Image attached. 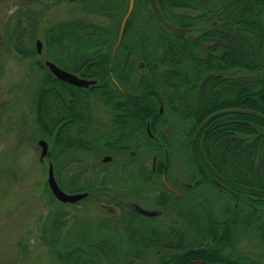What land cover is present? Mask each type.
<instances>
[{
    "label": "trees",
    "instance_id": "1",
    "mask_svg": "<svg viewBox=\"0 0 264 264\" xmlns=\"http://www.w3.org/2000/svg\"><path fill=\"white\" fill-rule=\"evenodd\" d=\"M79 2L85 13L100 16L107 23L88 24L75 20L50 28L44 43L53 62L64 70L74 72H80L82 64L85 66L84 73L98 81L96 87L86 91L87 105L90 95L97 93L102 103L114 110L117 106H142L139 118L151 119L150 129L154 135L159 126L154 120H161L164 116L159 113L153 116L158 103L163 111L168 109L179 115L184 125L181 129L183 136L190 140H184L182 152L188 163L197 160L208 178H200L192 190L189 188L190 191H186L193 193L203 189L202 193L208 196L207 200L210 197L225 199L229 203L225 214L230 218L198 225V234L195 236L182 232V236H153L155 240L150 239L151 236H121L113 243L108 240H99L97 243L86 240L87 250L98 252L108 264H117L124 259L138 261L141 254L150 249L180 252L165 257L158 264H189L196 260L210 264H264V222L261 220L264 218V134L254 135L259 125L264 126V1L156 0L165 20L178 28L194 29L202 22L215 18V22L199 37L177 38L157 23L148 0H133V9L114 53L129 0ZM176 10H189L197 15H175ZM23 31L27 34L26 40L23 39ZM36 32V24L34 28L30 26L27 29L16 26L10 32V43L23 56H37L32 43L33 34L34 42L36 40ZM202 42L211 43L210 53H201ZM137 58H142L149 67L154 65L156 69L162 67L163 70L157 71L159 75H156L155 80L136 79L134 64ZM182 61L189 64L186 69ZM242 71L260 74L261 77L248 80L246 77L234 76ZM45 74L43 84L51 83L53 86L42 88L34 99L41 128L45 132L53 129L55 144L60 153L72 148L91 150L90 143L93 140L87 137L91 125L89 118H86L84 128L76 125L67 127L64 123L66 105L63 95L57 90L65 92L68 86L55 80L48 71ZM111 80L133 97L123 96ZM71 94L76 97L74 92ZM120 111L123 114L118 117V121H124L127 115L134 116V112L136 114V109L133 113L128 108ZM141 128L144 131L143 124L136 128L139 133H142ZM147 139L144 138L145 141ZM163 141L168 148V143ZM151 143L156 148L153 154L157 163L155 161L150 166L151 170L147 169L148 178L159 177V173L167 172L160 155L163 147ZM96 146L103 148L106 145L98 143ZM258 155L261 161L256 167ZM54 168L59 171L55 165ZM195 170L198 171V167ZM73 176L68 187L59 182L62 191L71 194L91 193L96 191L95 187L103 190L108 186L106 176H99V182L80 180V184L73 182ZM209 181L217 182L224 189L219 191ZM163 190L160 195L166 202L170 193L164 187ZM173 200L179 201L176 197ZM223 213L224 210L219 215ZM186 214L192 219L194 213L190 216L182 212V219ZM219 224L222 225L221 229L217 227ZM237 224L243 228L237 230ZM209 232L214 233L208 236ZM243 238L254 243V249H259L260 254L253 256L249 251L238 250V241ZM43 242L52 247L61 263L92 264L91 253L83 250V246L78 245L68 252L64 248L69 242L61 245L59 240L53 238ZM207 242L211 244L206 246ZM84 258L87 259L85 262Z\"/></svg>",
    "mask_w": 264,
    "mask_h": 264
},
{
    "label": "rangeland",
    "instance_id": "2",
    "mask_svg": "<svg viewBox=\"0 0 264 264\" xmlns=\"http://www.w3.org/2000/svg\"><path fill=\"white\" fill-rule=\"evenodd\" d=\"M174 14L180 16L197 15L189 10H176ZM75 20H81V22L88 24L107 23L100 16L85 13L79 0H0V264H65V262L61 263L57 259L52 247L39 240L38 236H58L59 244L63 245L64 242H69L68 246L64 248L65 251L71 252L78 245L83 246V250L91 253L92 264H108L105 257L99 256L98 252L88 251L85 241L97 243L101 240L100 234L103 235L102 238L105 237L102 240H108L112 243L122 238L121 236H147V238L151 236L144 226L149 225L146 220L140 216H138L139 218H132L133 220L130 219L133 222L132 227H129L128 221L121 220L119 216L129 210L123 208L124 211L120 210L119 213L111 202L117 201L120 206L131 208L134 205L131 203L136 200L131 194L133 190L134 195L139 197V201L135 202L138 203L135 204L137 207L139 206L138 208L145 211L159 209V204L154 201V196L157 198L159 194L164 192L163 183L160 181L161 174H164L170 186L182 194V197L179 198L173 194L170 195L171 192L169 191V199L164 204V212L160 219L164 221L166 227H162V232L168 230L169 225L173 228L176 226L175 229L177 230L175 231L178 232L166 236H179L178 234L181 232H186L188 236H195L198 234V225L214 223L213 220L222 222L229 218L225 214L229 205L225 199L210 197V200H207L208 196H205L204 192L202 193L203 189L201 192L195 190L193 193L186 191L192 190L199 180L196 178L197 171L195 170L198 167V161H194L195 165L194 162L188 163L182 152V147L184 140L187 142L190 140L183 136L182 118L166 108L162 113L164 114L163 119L154 120L159 125L155 135L149 126L150 134L153 136L152 140L147 139L145 141L144 138H147V135L144 132L151 119L139 118L142 106L130 107L129 110L132 113L136 109V114L134 112V116L127 115L128 118H124V121H118L115 113L123 114L120 110H127L126 107L117 109V112H110L102 101L94 99L93 111H90V131L87 136L94 140L90 143V147L92 145L91 150L72 148L60 153L55 144L53 129L50 128L51 131L45 132L41 128L37 119L34 99L42 88L47 89L53 86L51 83L43 84L47 72L44 61L53 62L44 43L47 31L52 27ZM214 20L215 18H211L208 22H202L196 28L190 29L186 36L189 38L199 37L211 26V23L215 22ZM34 24L37 25V32L35 42L33 34V51L36 52V41L39 40L42 43L41 55L36 53L37 56L34 54L29 57L23 56L11 45L10 32L19 25L22 29H27L30 26L34 28ZM27 38L26 32L23 33V39L26 40ZM200 44L201 53L203 51L211 52V43L202 42ZM116 47L115 44L113 53ZM81 54L84 55L83 52ZM182 64L185 69L189 65L185 61H182ZM148 67L147 62L142 58L135 59L134 77L136 79L155 80L156 75H159L157 71L163 70L162 67L156 69L154 65ZM230 74L233 76V72ZM238 74L234 76L246 77L248 80L256 79V76L261 77L260 74L252 72L242 71ZM53 88L55 89V87ZM57 91L63 97L66 96L65 92ZM163 97L167 98L164 94ZM160 105L158 103L153 116L158 113ZM150 118L152 117L150 116ZM203 123L205 124V121ZM141 124L144 126V131L141 128L142 133H139V129L136 128ZM107 130L111 134H105ZM261 134H264V126L259 125L255 129L254 135L260 136ZM105 135L107 137H104ZM114 135L132 136L130 150L125 149L120 152L117 147L119 145L113 144ZM139 135L142 140L137 138ZM96 138L101 140H96ZM162 139L168 143L169 149L165 147ZM39 141L46 142L48 146V153L43 161H40ZM151 141L166 149L167 167L164 168L167 172L159 173V177L148 178L147 169L151 170L154 163L152 156L154 157L153 152L156 149ZM98 142L100 145L105 144L106 146L103 148L96 146ZM130 152H134L135 155L130 156ZM160 155L163 160V152ZM259 156H256V167L261 161ZM106 157L110 158L109 162H103ZM48 163L53 167V175L58 185L61 181L67 187L70 186L72 174H74L73 182L76 184H80L84 179L99 182L100 177L106 176L108 186L103 190L95 187L94 193L93 191L87 192V196L78 203H60L54 198L47 184ZM54 165L59 168V171L58 169L55 170ZM127 168H130L128 175L123 176L117 173V170ZM70 172L71 175L68 176ZM198 176H200L199 172ZM159 184H162L163 187ZM217 188L219 191L222 190L220 186ZM76 193L82 194L84 192ZM173 196L179 201H174ZM108 199L111 202H107ZM223 210L224 213L219 215ZM182 212L188 213L190 216L194 213L192 218L198 220V223L193 220L197 224V230L195 226L192 228L191 218L187 214L184 219L178 220L180 223L178 225L171 221V218L176 216L175 213ZM122 217L128 219L126 216ZM261 220L264 222V218ZM217 227L221 229L222 225L219 224ZM236 227H238L237 230L243 228V226L240 227V224H237ZM209 233H207L208 236H211L214 232ZM165 234L166 232H164V236ZM67 236L71 237L68 238ZM72 236L86 238V240L71 242L76 239H73ZM247 240L243 238V240L238 241L237 249L249 251L253 256L259 255L260 250L257 249L258 251H256L254 243H249ZM208 241L210 240L208 239ZM208 244L211 243L207 242L206 246ZM175 254H180V252L166 250L158 252L150 249L141 254L140 260L130 259L129 261L131 264H158L165 257ZM86 260L84 258L83 261ZM129 261L124 259L117 264H128Z\"/></svg>",
    "mask_w": 264,
    "mask_h": 264
},
{
    "label": "flooded vegetation",
    "instance_id": "3",
    "mask_svg": "<svg viewBox=\"0 0 264 264\" xmlns=\"http://www.w3.org/2000/svg\"><path fill=\"white\" fill-rule=\"evenodd\" d=\"M84 70H85V66L81 64L80 67H79V71L80 72H74V71H70V70H64V71L75 75L78 79H81V80L95 81L94 78H91V75H86L84 73ZM111 81L113 82V84L116 86V88L119 90V92L123 96L131 97V98L133 97V95L131 93L124 92L114 80H111ZM66 85L68 86L67 90L65 91V95L66 96L63 97L64 98V103L66 105V108H65L66 113H64V116H65L64 117L65 118L64 123L67 125V127H74V125H76L78 128H84L85 127L84 125L86 124V118H89V121H90V124H91V113H90V111L91 110L93 111V107H94L93 106V100L94 99H98V100L101 101V98L99 97V95L97 93H92L90 95V98H89V105L86 104V97H87L86 91H91L92 88L96 87V85L92 86V87H89L88 89H81V88H78V87H76L74 85H71V84H66ZM72 92L75 93L76 97L72 96V94H71ZM106 107L109 109L110 112L111 111L117 112V109H123V107H120V108L118 107V108H116V110H114V109H112V108H110L108 106H106ZM130 107L131 106H128L127 108L129 109ZM87 112H89V115L87 114ZM158 113L160 115L163 113V108H162L161 105H160ZM115 116L116 117H120L122 115L118 114V113H115ZM110 122H108V123H110ZM99 125L102 126L101 124H99ZM147 126L149 128L150 124L148 123ZM77 132H78V129H77ZM145 133L147 135V138L149 140H152V138L150 139L149 135L147 134V127L145 129ZM70 134H71V132H70ZM105 134H111V132L109 130H107L105 132ZM114 134H117V133H114ZM100 136H101V134H100ZM113 138H115L113 144H118L119 145L117 147L119 148L120 152L124 151L125 149L130 150L129 146L132 144V141H131V140H133L132 136L127 135L126 137H123L122 135L121 136L114 135ZM137 138L139 140H142L140 135ZM97 139L99 140V138H96V140ZM98 143H96V145ZM162 151H163V160H164L165 159V152L167 153V151H166L165 148L164 149L162 148ZM129 155L130 156H134L135 153L134 152H130ZM121 156H122V154H121ZM152 161L153 162L156 161V156H154V157L152 156ZM48 168H49V163H48ZM198 169L199 170L196 173L197 180L202 178V177L205 178V179H208L206 174L203 172V170L200 169L199 165H198ZM47 172H48V169H47ZM67 172H69V171H67ZM71 172L68 173V176L71 175ZM129 172H130V168L129 169L127 168V169H119V170H117V173H120L123 176L128 175L127 173H129ZM152 172H154L153 168H152ZM198 172H199L200 176H198ZM162 177H164V174H161V177H160L161 183H162ZM198 181H200V180H198ZM197 182L195 183V185L197 184ZM210 183H211V185H214L215 187H219L220 186V188L224 189V187L221 186L220 184H218L217 182L209 181V184ZM94 192L95 191H93V193ZM176 192L179 194L178 196L176 194L172 193V192H171V194H173V195H175V196L180 198L181 194L178 191H176ZM131 194L134 196L133 198H136V200H134V202L131 203V204H134L131 208L130 207H122V206H120V203H118L117 201L111 202V200H109V199H108L109 201L107 200V202H111V203L114 204V206L116 207L115 209H117L119 211V213H120V210H123V208H126L127 210H129L127 213H123L122 215L121 214L119 215L121 217V220L128 221L127 224H128L129 227H132V223H133L132 220L134 218H139L138 216H140L142 219L146 220V223H149V225H148L149 227L147 225H144V226H145L147 232L150 233V235H151V237L149 236L150 239L152 238L153 240H155L153 238V236H164V232H166L165 236L167 234H176V233H178V232L175 231V230H177V229H175L176 226L173 228L171 225H169L168 230L162 232V227L165 226L164 221H161V219H160V218H162V214L164 212L163 209L165 208V205H164L165 201H163L164 200L163 196H161L160 194L157 196V198H155V196H154V201H156L159 204V206H158L159 209L149 210L151 213H154L153 216H145V215H142L139 212V208H138L139 206L137 207V205H135V204H138V203H135V202L139 201V197L134 195L135 193L133 192V190L131 191ZM175 215L176 216L171 218V221H174L175 225H178V224H180L178 222V220H180L182 218L181 217V213H175ZM122 216H124V217L126 216L128 219L123 218ZM130 219H132V220H130ZM193 220L197 221V223H198V220H197V218H194V219L192 218L191 221H190L192 228H194V226H195L196 230H197V224L195 222H193ZM180 228H181V226H180ZM180 228H179V230H180ZM100 235H101L100 236L101 240L105 238V237L102 238V236H103L102 234H100ZM178 235L182 236V232L180 234H178ZM67 237L70 238L71 236H67ZM38 238H39V240H42V241L45 240V239L50 240L51 238H53L55 241H56V239L59 240L58 236L57 237H53V236H38ZM63 238H65V236H63ZM72 238L73 239L76 238L74 241L86 240V238H82V237H78V236H72ZM159 251H163V250H158V252Z\"/></svg>",
    "mask_w": 264,
    "mask_h": 264
},
{
    "label": "water",
    "instance_id": "4",
    "mask_svg": "<svg viewBox=\"0 0 264 264\" xmlns=\"http://www.w3.org/2000/svg\"><path fill=\"white\" fill-rule=\"evenodd\" d=\"M70 1H76V0H70ZM264 1V0H263ZM152 14L154 16V18L157 20V22L162 26V28H164L166 31H168L169 33H171L172 35L178 37V38H183L187 33H189L190 30L188 29H182V28H177L172 26L171 24H169L164 17L162 16V14L160 13V10L156 4V0H148ZM133 8V0H129V5H128V10L127 13L121 23L120 26V31H119V35H118V39H117V43L116 46H118L120 40H121V36H122V32L126 23L127 18L129 17L131 11ZM42 52V43L38 40L36 41V53L37 55H41ZM45 68L49 71V73L58 81L63 82V83H67V84H71L74 85L78 88H89L90 86H94L96 85V81H86V80H81L78 79L75 75H72L64 70H61L60 68H58L56 65H54L53 63H51L50 61H45L44 63ZM147 132L149 134V136H151L149 129L147 128ZM38 147L41 150L40 153V161H42L48 153V146L47 143L44 141H39L38 142ZM110 158L106 157L103 159V162H109ZM165 162L167 164V159H165ZM162 182L164 184V186L171 192L177 194L165 181L164 177H162ZM47 184L48 187L52 193V195L54 196V198L59 201L60 203L63 204H75L79 201H81L82 199H84L87 194H66L64 193L57 185L54 175H53V168L52 165H49V170H48V177H47ZM178 195V194H177ZM139 212L142 215L145 216H153L154 213L139 209ZM189 264H208L202 261H193Z\"/></svg>",
    "mask_w": 264,
    "mask_h": 264
},
{
    "label": "bare ground",
    "instance_id": "5",
    "mask_svg": "<svg viewBox=\"0 0 264 264\" xmlns=\"http://www.w3.org/2000/svg\"><path fill=\"white\" fill-rule=\"evenodd\" d=\"M85 194L87 193V192H84Z\"/></svg>",
    "mask_w": 264,
    "mask_h": 264
}]
</instances>
